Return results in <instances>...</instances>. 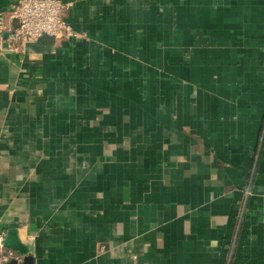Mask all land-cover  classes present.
<instances>
[{
  "label": "crops",
  "instance_id": "crops-1",
  "mask_svg": "<svg viewBox=\"0 0 264 264\" xmlns=\"http://www.w3.org/2000/svg\"><path fill=\"white\" fill-rule=\"evenodd\" d=\"M59 1L51 53L0 33V236L33 264H264V0Z\"/></svg>",
  "mask_w": 264,
  "mask_h": 264
},
{
  "label": "built area",
  "instance_id": "built-area-1",
  "mask_svg": "<svg viewBox=\"0 0 264 264\" xmlns=\"http://www.w3.org/2000/svg\"><path fill=\"white\" fill-rule=\"evenodd\" d=\"M68 8L67 3L58 0H18L11 18L18 20V26H6V17L0 13V33H8L9 48L23 51L24 44L35 42L43 35L52 36L56 42L68 41L75 32L64 20ZM7 129L6 127L4 128ZM5 235L0 236V264L19 260L17 252L3 247Z\"/></svg>",
  "mask_w": 264,
  "mask_h": 264
},
{
  "label": "water",
  "instance_id": "water-1",
  "mask_svg": "<svg viewBox=\"0 0 264 264\" xmlns=\"http://www.w3.org/2000/svg\"><path fill=\"white\" fill-rule=\"evenodd\" d=\"M59 1V0H58ZM13 28L18 26V20L14 18ZM5 38H9V34H4ZM56 41L52 36L43 35L38 38L35 42L24 44L23 52L28 53L30 51L35 52L37 54L51 53L55 47ZM7 52L20 54L21 50L18 48L11 49L8 44H5ZM3 247L7 249H11L17 252L21 257H23V261L18 263L17 260L13 259L5 264H33L34 259L31 254L33 253V248L28 243H21L16 239V233L14 229H9L4 238Z\"/></svg>",
  "mask_w": 264,
  "mask_h": 264
}]
</instances>
